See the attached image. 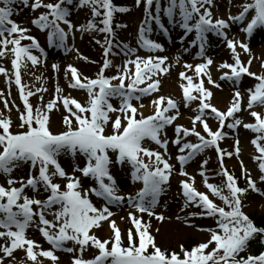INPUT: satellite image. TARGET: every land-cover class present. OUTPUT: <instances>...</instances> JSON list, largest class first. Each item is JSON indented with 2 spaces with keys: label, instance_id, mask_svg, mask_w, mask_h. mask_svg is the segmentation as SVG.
Here are the masks:
<instances>
[{
  "label": "snow or ice",
  "instance_id": "snow-or-ice-1",
  "mask_svg": "<svg viewBox=\"0 0 264 264\" xmlns=\"http://www.w3.org/2000/svg\"><path fill=\"white\" fill-rule=\"evenodd\" d=\"M72 3L73 0H31V3L30 0H0V59L11 54L14 69L13 74H9L6 67L0 66V74L6 77L9 95L11 85L18 86L24 106L22 110L17 108L18 124L11 117L7 98L3 103L8 115L0 109V176L3 177L0 183V241H3L0 264L13 258L17 250H24L32 264H44L41 258L59 264L57 251L70 254V264H264V251L255 255L248 252L253 240L260 239L264 244V225L258 224L246 211L247 196L250 192L260 193L258 184H264V72L251 70L255 57L250 56L245 62L238 51L250 53L248 44L229 38L226 31L231 27L230 22H243L250 12L251 18L241 31L250 36L258 26H264V0H245L240 5L242 10L237 15L229 14L227 19L214 16V0H135L136 7H143L144 16L136 47L116 43L115 16L131 11L130 8L118 7L113 0H77V7H87L91 18L74 26L69 19L68 5ZM18 4L34 13L41 8L46 10L31 23L41 31L46 30L50 46L72 51L75 49L69 48L66 41L73 32L105 34L103 43L95 41L103 51L94 77L82 75L71 64L65 72L66 78L71 77V89L86 92L85 103L63 94L58 83L54 96L45 102L47 87L32 89L24 83L22 69L28 62L34 66L41 63L44 49L28 27L12 19L19 11L14 7ZM161 13L182 30L177 37L179 42L192 34L187 40L188 47L181 43L182 52L198 47L197 58L202 60L195 66L185 62L187 71L180 73L184 107L197 104L190 117L191 127L176 124L181 115L180 100L158 95L161 75H168L171 64L168 56L156 54L164 52L165 48L148 37L152 31L148 25L155 22L167 35ZM97 18L102 27H98ZM209 33L225 42L234 57L232 63L224 61L218 65V70H223L219 79L232 83V98L226 111L214 104L215 94L207 86L222 87L212 77V58L205 55ZM141 49L148 55L141 56ZM34 50L40 55L34 54ZM121 54L122 63L114 64L112 57ZM81 58L87 61V57ZM179 58V54L172 57L176 62ZM52 68L58 69V65L53 64ZM112 69H115L114 74H109ZM192 70L198 82L188 74ZM245 76L254 83L246 87L242 95L238 85ZM38 94L37 106L31 98ZM3 96L5 93L0 91V97ZM145 97H154L150 101L152 113L148 115L141 102ZM243 111H247L254 122H244L240 118ZM54 112H61L62 129L59 131L52 127ZM209 120H215L218 126L214 129ZM170 126L172 137L167 134ZM241 126L255 134L250 143L257 152L253 159L261 173L258 180L253 178L240 161L245 186H241L240 179L225 163L226 158L240 156L239 138L233 139V151L221 146L229 135L225 129L235 131ZM169 144L177 148L178 174L184 177L180 182L183 198L180 211L198 209L188 212L185 222L192 217L213 221L212 226L197 229L207 233L205 240L192 247L181 243L178 251L163 248L155 234L160 229L153 230L152 226V218L165 219L155 209L177 171L176 165L170 162ZM207 149L217 151L221 168L218 175L225 180L222 185L210 183L205 167L208 160L204 159L199 175L207 191H200L195 186V177L184 166ZM64 155L73 160L81 157L82 164L73 163L68 171L60 162ZM114 165H127L130 182L141 186L135 192H121L112 172ZM25 166V175H13ZM217 199L221 203H217ZM97 200L102 203L98 205ZM124 205L133 209L127 214L133 227L126 233L113 219L112 211ZM176 219L180 220L181 216L177 215ZM105 223L112 230V236L107 239L96 234ZM189 226L196 227L191 223ZM30 227L39 231L50 245L48 249L27 235ZM90 248L97 254L86 258L85 253Z\"/></svg>",
  "mask_w": 264,
  "mask_h": 264
},
{
  "label": "rangeland",
  "instance_id": "rangeland-1",
  "mask_svg": "<svg viewBox=\"0 0 264 264\" xmlns=\"http://www.w3.org/2000/svg\"><path fill=\"white\" fill-rule=\"evenodd\" d=\"M45 2H55V0H45ZM244 2L245 0H214V16L217 18L227 19L229 14L237 15L242 10L240 8V5ZM247 2H251V0H247ZM121 3L124 4L125 7L130 8L131 11L124 13V25H127V27L119 29L120 35L123 40H125L126 44L136 47L138 30L140 25L144 23L143 7H136L135 0H122ZM14 7L19 8V11L17 14L13 15L12 19L20 23L22 26L28 27L30 29V34L36 37L41 47L44 49V55L41 57V63L34 66L30 62H28L27 67L22 69L24 83L27 85H31L32 89L47 87L49 91L44 94L45 102H47L54 96L55 88L58 83L59 86L64 90L63 94L75 97L82 103H85L87 101L86 92L83 90L71 89L69 87L71 77L69 76L66 78L65 72L67 71V66L71 64L75 66L82 75L94 77L95 74L99 71L103 51L101 46L95 41L100 40L101 43H103L105 34L94 31L73 32L68 37V41L70 42V44H68V47L74 48L75 50L65 51L63 48L57 47L55 45L50 46L47 42L46 30L41 31L38 27L34 26L31 23V21L40 13L46 11L45 9H38L34 13L30 10V8H25L23 7V5L18 4ZM68 7L70 8L69 19L72 21L74 26L86 23L87 20L91 18L90 10L87 7H77V0H73V3L71 5H68ZM251 15L252 13L250 12L248 17L243 22H230L231 27L226 31L228 32L229 38H234L248 44L250 53H246L242 49H238V51H240L241 53V58L245 62H247L250 56L255 57L251 70L256 73H261L264 72V29L261 26H258L256 29H254L253 33L250 36L241 31V29L246 26L248 20H250ZM162 16L163 14L161 13L162 23L164 24L165 28L168 29L167 35L163 34L161 29L155 24V22H151L150 25H148L152 29V31L148 33V37L162 43L165 48L164 52L156 54L168 56L169 63L171 64V71L168 73V75H161V92L158 95L171 96L174 99L180 100L181 115L176 121V124H182L187 127H191L192 125L190 122V117L194 115V110L196 109L197 104L194 102L189 107H184L181 87L183 81L180 78V73L182 71H187L184 68L185 62L191 63L195 66L196 64L201 63L202 60L197 58V55L194 54L195 49L198 52V47H190L187 53H184L181 50V43H183L184 47H188L187 40L192 36V34H190V37H186L185 41L179 42L177 40V37L182 34V30L179 29L177 25L169 23L167 18ZM98 21L99 20H97V22ZM97 25L98 27H102L99 22ZM23 43L27 44L29 43V41H24ZM254 48L259 49L257 51ZM34 54L38 56L40 55L38 50H34ZM139 54L141 56L148 55V53L143 49L140 50ZM177 54H179L180 57L179 62H176L172 59V57L176 56ZM205 55L212 58L213 64L210 66L212 77L214 80L220 83L222 87L217 89L215 87H212L211 85L207 86L211 87L212 91L215 94L213 101L214 104L221 110L226 111L230 106V101L232 98V83L229 81H221L219 79L223 74V70H218V65L224 61L232 63L234 61L233 54L231 53V50L227 48L225 42H223L218 36L209 33ZM81 57H87V61L82 59ZM112 59L114 64L119 65L122 63L124 57L121 54L113 56ZM12 60L13 57L11 54H9L6 59H0V66L6 67L9 74H13L14 72ZM92 61H95L96 63H93ZM53 64H57L58 69H53ZM174 66H176L177 69H174ZM114 72L115 69H112L109 74H114ZM188 74L196 78L198 82V77H196V73L194 70L189 71ZM253 83L254 81L247 76L242 78V81L238 85L242 95L245 94V88L251 86ZM0 91H3L5 93V96L0 97V109H4L5 115H8V109L5 108V105L3 103L4 99L7 98L9 101V108H11V117L18 124L19 120L17 119V108H20L22 110L24 107L22 97L18 90V86L13 83L11 85L9 95V86L6 82V77L0 74ZM39 95L40 94L31 98V102L34 105L38 106ZM153 98L154 97H145L141 101L146 106L143 109L146 115L152 113V106L150 101ZM113 103H116V101H113ZM240 118H242L244 122H254V119L248 114L247 111H243L240 114ZM209 123L214 129L218 126L215 120H209ZM52 127L54 131H59L62 129L61 112L53 113ZM225 130L229 133V135L224 141L221 142L222 148H224L226 151H233L234 137L239 138L241 148L240 156L226 158L225 163L228 166L229 170L232 171L237 177L239 175L244 176L243 169L240 164V161H243L244 167H246L251 172L253 178L258 180L261 173L259 172L257 162L253 159V157L257 155V152L255 150V147L250 143L255 134L250 130L244 129L242 126L235 131L227 128ZM167 134L169 137H172L173 128L171 126L167 129ZM191 139L195 141L194 137ZM168 152L169 156L171 157L170 162L176 165L177 171L173 173L170 184L165 187V191L159 197V203L155 209L158 214L162 213L165 219L163 221H158L155 218H152V226L153 230L157 228L160 229L159 233L155 234L157 235L159 244L163 248L178 251L179 245L181 243L185 244L188 247H192L196 243L205 240L207 238V233L198 231L197 229L212 226L213 221L211 219L192 217L188 223L185 222L184 217L186 216V214L188 212L198 211V209L189 208L186 209L185 212L180 211L183 203L180 182L184 179V177L178 174L179 165L175 160V157L178 154L177 148L169 144ZM204 159L208 160V163L205 167L206 172L209 176V182L222 185L225 180L224 177L218 175V173L221 171V168L217 151L215 149H207L203 153L198 154L195 158H193V160L189 161L184 166L185 170L191 176L195 177V186L200 191H207L202 183V178L199 175V166L201 161ZM60 162L62 166L66 168V170L70 171L71 165L73 163L82 164V158L77 157L75 160H73L72 157L64 155L60 157ZM118 170H120L119 167L115 168V171ZM26 171L27 168L25 166L19 172L13 173V175L23 176L26 174ZM118 173V176H116L117 174L115 173V177L120 186L121 192H135L141 186L139 183L130 182L129 169L126 170L125 168L124 171L121 170L118 171ZM2 182L3 177L0 176V183ZM258 186L261 188V192H250L246 199V203L248 204L246 211L254 218L255 216L257 218L264 217V184H258ZM29 194L31 193L29 192ZM93 199L95 200V198ZM96 203L99 205L100 203H102V201L97 200ZM217 203L221 202L217 199ZM132 210L133 209L129 208L127 205L112 209V211L115 213L113 219L117 221L118 225L122 230L125 231V233L129 228L133 227V225L127 218L128 212ZM177 215L181 216L180 220L176 219ZM122 217L124 218L123 220L121 219ZM147 219L148 217L145 216V220ZM189 223L194 224L196 227H190ZM96 234L101 238L107 239L112 236V230L110 229L109 225L105 223L103 227L97 231ZM27 235L40 243L45 250L50 247V245L46 241H44L39 231L36 230L35 227H30L27 231ZM0 243H3V241H0ZM257 245L258 243L254 240L250 242L248 252L255 255L258 252L255 249ZM69 246L71 245L69 244ZM56 254L59 257V264L65 262L67 264H70V254L63 251H57ZM95 254H97L96 250L90 248L88 251H86L85 257L91 258ZM41 259L44 261V264H51V262L46 258ZM5 264H32V262L27 258L26 252L24 250H17L14 253L13 258L6 259Z\"/></svg>",
  "mask_w": 264,
  "mask_h": 264
},
{
  "label": "trees",
  "instance_id": "trees-1",
  "mask_svg": "<svg viewBox=\"0 0 264 264\" xmlns=\"http://www.w3.org/2000/svg\"><path fill=\"white\" fill-rule=\"evenodd\" d=\"M253 219L256 220L258 224L264 225V218H257V217H255ZM258 249H262V247H259Z\"/></svg>",
  "mask_w": 264,
  "mask_h": 264
},
{
  "label": "bare ground",
  "instance_id": "bare-ground-1",
  "mask_svg": "<svg viewBox=\"0 0 264 264\" xmlns=\"http://www.w3.org/2000/svg\"><path fill=\"white\" fill-rule=\"evenodd\" d=\"M255 50H257L258 51V49L259 48H254ZM176 66H174V69H177V67L175 68ZM173 68V67H172ZM263 208H264V206H263ZM62 264H67L66 262L65 263H62Z\"/></svg>",
  "mask_w": 264,
  "mask_h": 264
}]
</instances>
